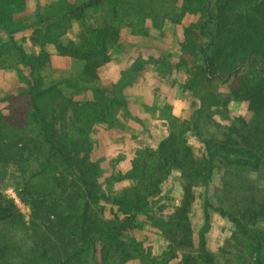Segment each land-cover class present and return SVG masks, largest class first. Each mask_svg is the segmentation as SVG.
Masks as SVG:
<instances>
[{
	"label": "trees",
	"instance_id": "trees-1",
	"mask_svg": "<svg viewBox=\"0 0 264 264\" xmlns=\"http://www.w3.org/2000/svg\"><path fill=\"white\" fill-rule=\"evenodd\" d=\"M65 4L56 15H39L37 21L22 22L15 17L24 10L26 0H0V32L14 34L31 28L35 45L51 40L60 55L85 61V73L92 77L99 66L97 59L106 54L108 41L118 40V28L107 22L92 29L94 34L86 39L88 47L55 40L52 30L63 19L84 22L88 11L106 5L112 6L113 17L122 8L121 2L81 0ZM185 12L199 15L184 28L181 43V61L189 75L185 86L202 93V103L194 121L183 126L187 125L205 146L204 159H195L182 127L163 139L156 151L139 152L132 170L115 172L104 187L100 165L81 154L80 141L70 140L68 133H63L65 128L58 122L62 115L56 113L63 112V105L35 79L27 93L32 110L27 125L14 128L0 111V188L7 178L22 180L18 196L31 211L27 226L15 200L0 189V264H128L134 259L140 264H169L178 256L180 246L190 244L191 189L204 180L207 185L223 165L254 171L264 168V0H184L182 14ZM18 51L24 56L20 48ZM45 60L40 57V64ZM28 65L33 71L38 66ZM244 70L249 77L242 75ZM230 81L228 92L219 90V83ZM127 82V77L121 79L117 88ZM233 102L247 103L255 120L230 119L226 113ZM115 103L128 107L120 95L110 103L75 104V122L87 127L96 122L111 123ZM217 118L230 124L224 126ZM174 170L184 178L187 195L167 221L157 220V225L165 222L177 235L171 239V256L158 258L136 237L125 235L137 228L138 214L155 218L150 198L159 193L160 183ZM38 177L52 178L50 192L35 183ZM125 179L133 180L132 192L116 195L110 191L113 181ZM256 204L257 208L246 207L240 217L222 206L214 208L207 199L197 252L183 253L179 264H216L206 240L210 208L231 220L242 234L251 236L256 264H264V229L249 227L264 220V196L257 198ZM107 205L112 208L107 209ZM6 230L10 232L6 234Z\"/></svg>",
	"mask_w": 264,
	"mask_h": 264
},
{
	"label": "rangeland",
	"instance_id": "rangeland-1",
	"mask_svg": "<svg viewBox=\"0 0 264 264\" xmlns=\"http://www.w3.org/2000/svg\"><path fill=\"white\" fill-rule=\"evenodd\" d=\"M79 1L26 0L24 10L15 18L22 22H34L39 15H56L64 9L65 3ZM120 2L122 8L113 17L112 6L106 5L88 11L84 22L63 19L57 21V26L52 30L51 37L55 40L88 47L90 44L86 39L94 34L92 29L107 22L118 28V40L108 41L106 54L97 59L99 66L92 77L85 73V61L60 55L51 40L43 39L41 44L35 45L31 40V28L14 34L0 32V111L7 122L16 128L30 121L32 110L27 93L35 79H39L43 89L51 90L49 96H54L55 101L63 105L62 113L56 112V105L53 110L62 115V120L59 118L58 122L61 128H65L63 133H68L70 140L80 141L81 154L89 155L91 160L100 165V179L105 183L104 187H107L109 177L115 172L128 173L132 170L133 161L139 152L156 151L163 139L172 132H179L182 127L195 159L203 160L205 157L203 143L188 130L187 125L183 126L184 122L194 121L202 103V93L186 88L189 75L181 61L184 28L197 21L199 15L195 12L182 14L184 0ZM42 56L46 60L40 64ZM29 62L38 65L35 71L28 65ZM242 75L249 77V72L244 70ZM125 77L128 78L127 84L118 89L119 81ZM230 83H219V90L228 92ZM116 95H120L128 107L125 109L115 103L111 107V123L96 122L87 127L82 122H75V104L84 107L83 104L98 100L110 103ZM226 114L230 119L244 118L249 123L255 120L247 103H231ZM217 119L224 126L230 124L229 120ZM21 182L7 178L0 189L7 197L15 200L25 224L29 226L30 208L21 201L17 192ZM52 182V178L35 179V183L47 192L52 190ZM205 183V180L201 181L191 189L193 199L188 214L191 225L190 244L180 246L178 256L171 259L169 264H179L183 253L197 252L199 233L205 222L204 206L207 199L214 208L222 206L236 211L240 217L246 207H258L257 198L264 196V168L254 171L246 167L223 165L209 183ZM185 185L181 173L178 170L172 171L160 183L159 193L150 198L154 203L151 205L154 207L152 214L155 218L138 214L137 228L127 232L125 238L128 234L136 237L158 258L171 256V239L177 235L168 230L165 222L157 225V220L167 221L174 209L182 205L187 195ZM134 186L131 179L113 181L110 191L119 195L125 191L132 192ZM111 208L107 205V209ZM214 208L209 209L210 227L206 240L216 264H256L254 240L248 234H242L231 220ZM113 209L117 211V207ZM109 214L112 215L110 210ZM251 226L264 229V220ZM9 232L6 230V234ZM128 264H140V261L134 259Z\"/></svg>",
	"mask_w": 264,
	"mask_h": 264
}]
</instances>
